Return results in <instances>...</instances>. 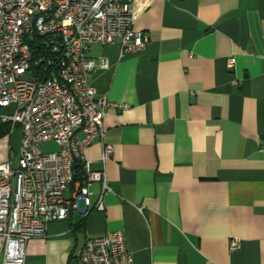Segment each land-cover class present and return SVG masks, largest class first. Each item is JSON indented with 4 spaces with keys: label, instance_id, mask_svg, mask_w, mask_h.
<instances>
[{
    "label": "crops",
    "instance_id": "crops-1",
    "mask_svg": "<svg viewBox=\"0 0 264 264\" xmlns=\"http://www.w3.org/2000/svg\"><path fill=\"white\" fill-rule=\"evenodd\" d=\"M134 17L143 51L89 53L109 65L90 85L129 105L103 117L105 163L101 140L86 151L105 169V208L50 222L25 264H74L88 237L112 230L133 264H264V0H154ZM20 139L19 128L0 137V162L16 163Z\"/></svg>",
    "mask_w": 264,
    "mask_h": 264
},
{
    "label": "built area",
    "instance_id": "built-area-1",
    "mask_svg": "<svg viewBox=\"0 0 264 264\" xmlns=\"http://www.w3.org/2000/svg\"><path fill=\"white\" fill-rule=\"evenodd\" d=\"M153 1L0 0V121L21 132L16 163L0 162V264H25L27 243L45 238L50 222L104 210L105 169H92L86 151L101 140L105 163L113 148L104 143L103 117L129 105L90 85V74L109 65L89 53L95 43L118 45L121 57L143 51L135 6ZM49 142L58 148L44 150ZM239 244L232 238L230 251ZM74 264H133V256L124 232L112 230L88 237Z\"/></svg>",
    "mask_w": 264,
    "mask_h": 264
},
{
    "label": "trees",
    "instance_id": "trees-1",
    "mask_svg": "<svg viewBox=\"0 0 264 264\" xmlns=\"http://www.w3.org/2000/svg\"><path fill=\"white\" fill-rule=\"evenodd\" d=\"M11 132L10 124L7 122H1L0 121V137H3ZM79 173V171H78ZM80 173L77 174L76 179H80Z\"/></svg>",
    "mask_w": 264,
    "mask_h": 264
},
{
    "label": "rangeland",
    "instance_id": "rangeland-1",
    "mask_svg": "<svg viewBox=\"0 0 264 264\" xmlns=\"http://www.w3.org/2000/svg\"><path fill=\"white\" fill-rule=\"evenodd\" d=\"M57 146L52 143H47L43 145V149L48 151V150H56Z\"/></svg>",
    "mask_w": 264,
    "mask_h": 264
}]
</instances>
